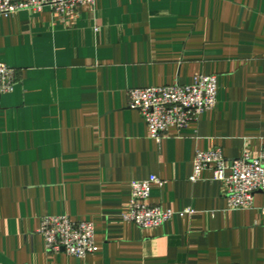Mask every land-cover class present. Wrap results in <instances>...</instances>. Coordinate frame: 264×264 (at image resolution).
Segmentation results:
<instances>
[{"label": "crops", "instance_id": "0c3cea01", "mask_svg": "<svg viewBox=\"0 0 264 264\" xmlns=\"http://www.w3.org/2000/svg\"><path fill=\"white\" fill-rule=\"evenodd\" d=\"M0 264H264V192L232 209L197 150L227 160L264 145V0H95L67 17L45 7L0 16ZM214 74L217 101L184 128L150 137L135 87ZM176 212L143 229L122 215L130 183ZM94 223L97 251L48 252L45 215Z\"/></svg>", "mask_w": 264, "mask_h": 264}, {"label": "built area", "instance_id": "2783aa9c", "mask_svg": "<svg viewBox=\"0 0 264 264\" xmlns=\"http://www.w3.org/2000/svg\"><path fill=\"white\" fill-rule=\"evenodd\" d=\"M95 0H0V16L18 11L38 12L45 7L62 17L74 15L82 6H93ZM17 70L0 63V94L12 91ZM129 107L139 111L147 125L149 135L159 141L168 127L184 128L196 121L217 101V78L214 74H196L189 84L135 87L127 91ZM212 172L211 179L225 183V196L232 209L254 206V194L264 192V145L258 153L244 150L238 158L227 160L221 148L197 150L193 160L191 181L201 178L204 170ZM153 183L161 184L156 175L130 183L128 209L123 220L143 229L155 228L174 214L191 213L192 209L176 212L148 201ZM37 232L42 236L48 252L64 251L68 255L84 257L97 251L94 242V223L72 220L66 214L45 215L40 219Z\"/></svg>", "mask_w": 264, "mask_h": 264}]
</instances>
